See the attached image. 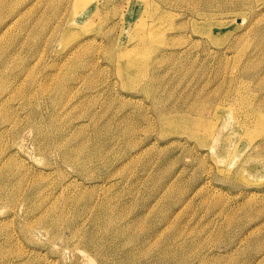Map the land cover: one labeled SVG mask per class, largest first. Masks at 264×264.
<instances>
[{"label": "rangeland", "instance_id": "rangeland-1", "mask_svg": "<svg viewBox=\"0 0 264 264\" xmlns=\"http://www.w3.org/2000/svg\"><path fill=\"white\" fill-rule=\"evenodd\" d=\"M76 1L0 0V264H264V0Z\"/></svg>", "mask_w": 264, "mask_h": 264}, {"label": "bare ground", "instance_id": "bare-ground-1", "mask_svg": "<svg viewBox=\"0 0 264 264\" xmlns=\"http://www.w3.org/2000/svg\"><path fill=\"white\" fill-rule=\"evenodd\" d=\"M91 1L92 0H87V1L78 0L75 2L74 7L78 14L77 15L75 14L73 16L74 22H77L79 16L81 15L80 13L83 12V10L86 9V7L90 5ZM93 17L94 16L87 19V21L83 23L82 26L80 25V27L76 28L75 27L76 25H74L72 29H75V33L79 34V32L82 31L81 29L84 30L85 28H87V26L94 24ZM144 17H145V14L141 15L138 18V20L134 22V25H133L132 33L140 26V35L138 36L139 31L136 32L137 41H135V45L132 48H128L127 46L124 45V46H120L118 49L117 59H118V64L120 66L118 72L122 71L120 72L121 74L123 73L122 76H124V74L129 75L131 70L137 66V62L135 59V56H136L135 51L138 49H149L150 48L151 43L154 40V36L151 34L152 28L150 27L158 28V26L161 24L160 19L162 16L158 18H152V23L151 21L146 23L145 22L146 19ZM160 27L158 29H161ZM84 44L85 42L79 43L80 46H84Z\"/></svg>", "mask_w": 264, "mask_h": 264}]
</instances>
